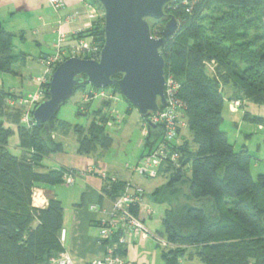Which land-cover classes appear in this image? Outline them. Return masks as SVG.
Here are the masks:
<instances>
[{
  "label": "trees",
  "instance_id": "16d2710c",
  "mask_svg": "<svg viewBox=\"0 0 264 264\" xmlns=\"http://www.w3.org/2000/svg\"><path fill=\"white\" fill-rule=\"evenodd\" d=\"M91 5L99 16L92 21L89 35L100 50L102 12L94 0ZM165 12L178 22L162 51L165 73L178 84L181 122L191 131L193 147L180 137V128L170 145L179 155L178 161L162 162L157 172L165 182L154 196L168 206L162 231L157 234L166 242L162 257L167 264H264V175L253 179L251 157L245 149L235 152L221 130L225 90L228 100L239 101L240 108L245 101L264 106V0H189L187 5L169 6ZM163 27L164 23L153 26L152 35L160 37ZM14 39L0 21V73L15 74L13 64L25 61L23 53L14 54ZM93 54L90 51L82 59H92ZM48 87L49 83L42 87L45 99ZM105 90L119 93L115 87ZM79 91L92 96L98 89L81 83L74 94ZM16 98L0 89V264H51L62 253L63 206L50 197L45 208H36L33 194L42 186L64 184L63 174L74 171H39L43 159L63 152V144L53 136L67 135L70 130L79 155L107 151L111 139L106 127L114 120L113 101H99L87 128L75 125L70 129L55 116L46 129L32 120L35 106L29 111V122H22L27 110L8 107ZM91 103L92 99L87 106ZM131 109L129 105L127 112ZM243 121L264 126V119L248 113ZM14 134L18 156L9 150ZM161 137L158 126L149 129L141 159L154 151ZM110 178L102 181L101 192L102 198L112 202L120 197L126 182L116 178L111 183ZM130 212L137 215L138 210L130 208ZM107 243L100 242L103 248ZM124 246L116 251L121 258Z\"/></svg>",
  "mask_w": 264,
  "mask_h": 264
},
{
  "label": "crops",
  "instance_id": "0c3cea01",
  "mask_svg": "<svg viewBox=\"0 0 264 264\" xmlns=\"http://www.w3.org/2000/svg\"><path fill=\"white\" fill-rule=\"evenodd\" d=\"M64 6L54 11L49 5L48 0H0V21L5 30L15 35V51L23 53L26 58L23 66V72L18 75L11 74L15 78H28L31 82H37L33 78V70L49 78L52 68H49L45 60L47 57L61 53L60 58L77 57L84 58L87 51L93 46L94 42L89 35L92 26V20L89 18L91 0H62ZM67 18H70L67 20ZM30 45L34 49L27 52L25 47ZM73 51L75 54H73ZM31 56V57H30ZM30 57V58H29ZM21 66V67H22ZM12 85V84H11ZM40 85L37 86V90ZM4 91L14 93L17 97L15 101H9L8 107H22L23 111L29 107L20 105L21 99L30 94H22L16 88L10 87ZM36 90V91H37ZM94 103V102H93ZM91 103V105L93 104ZM31 109V108H30ZM13 130L15 128L13 127ZM258 130L264 132V126H258ZM182 133L180 134V137ZM54 139L59 141L63 138L59 134H54ZM179 137V142L181 141ZM17 135L9 140V150L14 155H20ZM63 152L50 155L43 159V168L39 171H48L51 169L64 168L74 171V183L70 188H76L67 198L66 205L63 204L64 194L60 192L59 186H42L36 189L38 194L36 208H45L48 199L54 197L58 199L63 206L62 231L65 233L64 241L61 242L62 253L69 255L73 264H94L103 259L104 248L98 239V223L107 219L111 201L102 198L103 182L95 175L85 174L88 166H95L104 169L108 176L115 177L125 182H131L142 189L143 207L150 209L151 216L144 220L146 227L153 234H159L162 231V222L167 204L158 200L154 193L161 190L165 179L161 178L163 183H153L151 178L143 174L134 172L125 173L113 169L99 159L90 158L91 155L82 156L77 153V142L69 150L63 145ZM44 160L51 161L48 165ZM139 163V162H138ZM137 163V164H138ZM52 165V166H50ZM155 179V178H154ZM91 207H98L97 211L91 210ZM122 259L125 264H167L162 257L161 247H159L152 238L134 239L130 244L122 248ZM189 264L182 261L180 264ZM55 264V259L51 262Z\"/></svg>",
  "mask_w": 264,
  "mask_h": 264
},
{
  "label": "water",
  "instance_id": "95a60500",
  "mask_svg": "<svg viewBox=\"0 0 264 264\" xmlns=\"http://www.w3.org/2000/svg\"><path fill=\"white\" fill-rule=\"evenodd\" d=\"M188 1L94 0L103 19L98 58L71 57L57 65L50 77L48 98L34 107L32 120L48 129V123L81 83L95 89L115 87L142 118L155 117L167 105L162 51L178 29L176 18L165 10ZM161 23V36L154 37L152 27ZM262 223L264 228V216Z\"/></svg>",
  "mask_w": 264,
  "mask_h": 264
},
{
  "label": "rangeland",
  "instance_id": "374dc122",
  "mask_svg": "<svg viewBox=\"0 0 264 264\" xmlns=\"http://www.w3.org/2000/svg\"><path fill=\"white\" fill-rule=\"evenodd\" d=\"M27 52L34 49L28 45L25 47ZM17 55L18 52L14 51ZM31 57V56H30ZM29 57V58H30ZM21 61V59H20ZM62 58L58 59L55 66H52V70L49 73L50 77L57 65L62 63ZM14 71L20 75L23 72V66L20 63H14ZM22 66V67H21ZM42 73H38L36 69L33 70V78L37 79V82H31V79L26 78H15L11 74L0 73V88H18L17 91L22 94L29 93L33 95L36 92V88L39 85ZM12 84V85H11ZM108 89V88H107ZM228 90H225L223 95L225 97V104L223 108V122L221 130L227 135L228 141L233 145L235 152L246 150L247 154L251 157L250 173L255 180L258 175H264V132L258 130V125L243 121V116L248 113L252 117H260L264 119V106L255 105L251 102L245 101L243 108H234L232 102L228 100ZM100 98L92 100V105L87 106L88 101L85 100V96L82 92H76L59 110L56 115L57 121H65L70 129L74 128L75 125L82 127L89 126L92 113L99 107ZM113 108H114V120L110 121L106 127V134L111 139L110 147L107 151L97 150L95 154H92L90 158L99 159L105 165L118 171L125 173H131L132 169L137 166V163L142 160L143 154V141L144 128L143 118L139 115L135 108H132L128 113L129 104L121 97V95H113ZM88 114V115H84ZM182 137L193 147L192 134L189 128L186 126L184 121V127L182 128ZM63 138L59 141L67 147H73L76 142L75 135L70 130L67 135H60ZM144 160L141 161V163ZM49 161L44 160V164L48 165ZM52 166V165H50ZM153 183H163L161 178L151 179ZM60 197L61 193L64 194L62 198L63 204L66 205L67 198L75 191L78 195V190L70 188V186H59ZM153 240V239H152ZM156 243V241L154 240ZM157 244V243H156ZM158 245V244H157ZM159 246V245H158ZM53 261V260H52ZM186 264V263H183Z\"/></svg>",
  "mask_w": 264,
  "mask_h": 264
},
{
  "label": "built area",
  "instance_id": "2783aa9c",
  "mask_svg": "<svg viewBox=\"0 0 264 264\" xmlns=\"http://www.w3.org/2000/svg\"><path fill=\"white\" fill-rule=\"evenodd\" d=\"M49 5L54 11L60 10L64 3L62 0H48ZM186 2L184 5H187ZM90 14L89 18L93 21L99 16L97 8L93 5L89 7ZM188 11V10H186ZM70 18H67L69 20ZM101 50V49H100ZM100 50L92 46L88 49L87 53L93 52V58L97 59ZM73 54L75 52L73 51ZM61 53H57L46 59V64L49 68L55 66L56 62L60 58ZM46 76V75H45ZM43 76L38 80L40 85L39 89L33 94L20 100L19 104L29 107L26 114L22 118V122L28 123L30 117V108H33L46 98V93L43 85L49 83V79ZM178 84L172 77H166V85L164 89V95L166 99V107L160 109L155 117L146 118L142 126L144 128V136L147 135L150 128H156L157 126L162 131V137L158 142L154 151L147 157H144L142 163L140 160L133 171L143 174L144 176L154 179L157 177L159 166L162 162H166L168 159L176 163L179 159L177 152H172L170 145L176 141L178 131L183 127L181 122V115L183 110V103L176 98V92ZM89 95H84L85 100L90 101L91 99L96 100H112L113 95L105 89H98ZM234 108H240L241 103L239 101H231ZM85 174L95 175L102 181H105L108 177L107 172L104 169H100L95 166H88ZM75 174L72 172H65L63 174V183L70 186L74 183ZM111 183L116 182V178L111 177L109 180ZM143 191L140 187L135 186L131 182H126L125 188L118 197L117 200L111 202L110 209L108 211V217L106 220L101 222V228L99 229L98 239L100 242H108L104 247L103 259L97 261L94 264H125L123 259L116 253L119 245H128L134 239L152 238L160 247H165L166 242L163 238L156 234H153L146 227L144 220L149 218L152 214L150 209L143 207L142 202ZM38 194H33V205L36 204V198ZM130 208H137V215L130 212ZM98 207H91V210L97 211ZM117 236V241H114V237ZM65 237L64 231L61 232L60 241L63 242ZM55 264H73L69 255L61 253L55 260Z\"/></svg>",
  "mask_w": 264,
  "mask_h": 264
}]
</instances>
